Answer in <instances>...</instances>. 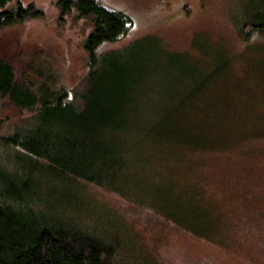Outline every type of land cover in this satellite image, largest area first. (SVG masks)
I'll list each match as a JSON object with an SVG mask.
<instances>
[{
  "label": "rangeland",
  "instance_id": "rangeland-1",
  "mask_svg": "<svg viewBox=\"0 0 264 264\" xmlns=\"http://www.w3.org/2000/svg\"><path fill=\"white\" fill-rule=\"evenodd\" d=\"M21 2L43 13L0 28V58L17 80L46 79L70 98L85 85L88 19L58 18L55 0ZM95 2L126 21L95 52L120 49L114 61L137 98L136 138L156 123L162 130L147 143L153 154L136 162L129 197L87 183L57 187L103 212L97 224L108 213L130 264H264V35L237 30L248 1ZM28 114L0 97V134Z\"/></svg>",
  "mask_w": 264,
  "mask_h": 264
},
{
  "label": "trees",
  "instance_id": "trees-1",
  "mask_svg": "<svg viewBox=\"0 0 264 264\" xmlns=\"http://www.w3.org/2000/svg\"><path fill=\"white\" fill-rule=\"evenodd\" d=\"M247 1L237 30L244 38L253 30L264 35V0ZM55 6L58 18H86L91 26L83 41L85 85L68 98L46 79L17 80L12 64L0 58V97L29 113L0 134V264H130L108 213L104 226L97 224L103 212L84 210L69 187L57 183H87L129 197L136 162L153 154L147 143L162 126L153 124L136 138L137 98L127 67L114 61L120 49L95 52L124 34L126 21L95 0H55ZM42 13L31 2L0 0V28ZM105 66L114 74L105 75Z\"/></svg>",
  "mask_w": 264,
  "mask_h": 264
}]
</instances>
